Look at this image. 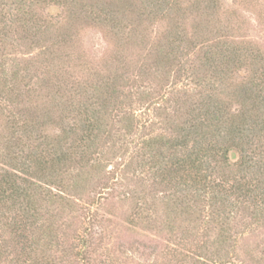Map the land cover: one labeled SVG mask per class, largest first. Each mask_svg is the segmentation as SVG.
I'll use <instances>...</instances> for the list:
<instances>
[{"label":"rangeland","instance_id":"1","mask_svg":"<svg viewBox=\"0 0 264 264\" xmlns=\"http://www.w3.org/2000/svg\"><path fill=\"white\" fill-rule=\"evenodd\" d=\"M53 1L56 0H27L23 6L26 8L28 4L32 19L26 21L27 17L17 11L18 6L12 4L11 0H4L7 3L4 10L7 17L6 23L0 25L2 34L6 38L9 36L7 52L0 59L7 58L4 62L8 73L13 68L20 73V77L0 74V84L3 85L5 78L7 85L6 90L0 91V173L14 171L21 174L19 182L27 190L32 191L45 178L41 173L35 180L30 179L28 174L22 172L30 170L27 159L32 151L39 143L45 145L46 135L57 133L58 125L72 120L79 108L81 97L78 91L72 93L64 90L65 84L83 81L91 86L95 82L94 73L109 72V80L107 78L102 82L104 85L109 83V86L101 84L103 88L98 93L107 90L108 94H112V88L123 89L125 95L121 94L120 99L117 95L113 98L121 102L126 95L137 92L133 103L127 99V107L129 103L134 105L129 110L135 109L136 114L141 116L138 119L148 126L158 121L156 106L143 102L148 98V93L154 97L157 107L162 108L164 96L172 99L173 103L182 91L192 93L199 84V89L210 86L212 81L209 73H205L206 68L198 74L206 77L205 82L190 73L199 68L198 56L206 50L203 48L206 44L212 45V50L216 52L220 49V41L228 39L232 46L238 48L242 56L239 61L231 63L230 68L234 72L229 75L232 78L226 80L235 90L243 81L252 86L250 75L252 78L256 75L253 68L264 69V0ZM15 15H18L16 20ZM172 41L180 43L179 46L175 44L174 48L179 47L183 53L181 64L183 62L184 67H190L187 71L179 72V63L171 67V55L166 53L161 57L163 66L161 59L157 65L153 62L149 52L152 46L157 43L167 45ZM246 54L252 57V61L245 59ZM113 76H117L116 81L112 79ZM75 88L78 87L75 85ZM171 88L174 93L170 91ZM256 91L257 88L253 92ZM70 95L74 99L68 100ZM247 98L244 100L247 101ZM259 99L254 97L248 102L251 106L252 101ZM30 102L42 110L47 102L48 110L54 111L52 119L44 118L46 123H38L41 141L36 133H32L36 127L30 121L28 132H19L18 137H15V132L19 129L15 127L12 130L10 124L7 126L9 113L20 112ZM128 108L120 106L117 110L128 111ZM21 115L23 119L32 118L31 122H34V113L32 117ZM17 142L24 144L22 150L16 149ZM7 144L15 148H6ZM111 145L106 148H111ZM111 167L88 173L86 182L83 185L79 183L77 190L73 186L69 189L66 187L69 181L67 173L63 175L64 184L55 183L51 189L60 193L59 189L65 187L72 204L76 201L83 205L86 201L87 205H91L98 198L96 193L110 178L108 170ZM72 172L71 185L76 181L75 171ZM137 176L128 172L124 179L115 178L114 182L109 179V184L114 183L115 186L110 195L101 201L98 210H95L98 208L95 204L90 211H82L75 206L73 210L52 209L50 213V204L41 203L39 225L46 223L47 226L51 219L55 221V226L58 220L60 229L54 232L58 241L46 245L42 242L37 246L38 257L44 254L52 264H264V217L257 221L250 215H239L234 246L225 247L222 250L225 255L218 256L217 244H214L208 257L203 246L204 242H213L211 238L199 236L196 241L188 237L184 239L181 230L176 234L171 232L164 220L154 228L132 224L134 199L131 192L139 187ZM145 177L147 184H151L149 173ZM157 188L151 187L154 192ZM71 189L73 192L69 191ZM3 232L0 244H7L6 250L10 252L0 260V264H30L22 245L17 246L9 231ZM89 232L94 239L83 240V236Z\"/></svg>","mask_w":264,"mask_h":264},{"label":"trees","instance_id":"2","mask_svg":"<svg viewBox=\"0 0 264 264\" xmlns=\"http://www.w3.org/2000/svg\"><path fill=\"white\" fill-rule=\"evenodd\" d=\"M26 1L11 0L12 4L18 6L17 11L27 17L26 21H30L32 15L28 4L26 8L23 6ZM56 1L53 2L57 3ZM5 4L7 3L1 0L0 25L6 23ZM17 17L15 15L14 20ZM2 33L0 31V58L2 55L4 57L9 46V36L6 38ZM169 43L154 44L149 51L156 65L165 53L171 55V67L181 64L183 53L179 47L174 48L180 43ZM219 44L220 49L216 52L212 50V45H204L206 50L198 56L199 68L190 72L199 81L205 82L206 77L198 74L206 68L205 73H209L212 81L210 86L199 89V84L192 93L182 91L173 103L172 99L164 96L165 104L162 108L157 107L152 94H147L148 100L143 99V102L156 106L158 114V121L148 126L138 119L141 116L136 114L135 109L129 110L134 105L129 103L130 106L127 107L128 100L133 103L137 92L126 95L121 102L113 98L117 95L120 99L121 94L125 95L123 89L120 91L112 88L110 93H114L113 97L107 90L98 93L102 82L107 81V78L109 80V72L94 73L95 82L91 86L81 81L78 84H65V89L61 87L72 93L78 91L81 99L77 113L72 120L58 125L57 133L46 135L45 145H36V149L27 159L30 170H22L34 180L44 173V180L31 191L21 186V174L14 171L0 173V240L3 238L1 231H9L11 238L18 243L17 246L22 245L30 258V264H52L46 259V255L38 257L40 253L36 249L42 242L46 245L59 240L55 233L60 229V222L57 220L54 226L55 221L50 219L47 226L46 223L39 225L38 220L42 214L39 205L49 203L50 213L52 209L73 210L75 206L82 211H90L95 204L98 205L95 210H98L101 208V201L110 195L115 186L114 183L109 184V179L112 182L115 178L124 179L131 172L138 175L139 184L137 190L131 192L134 199L132 224L154 228L164 220L171 232L176 234L181 230L184 239L188 237L196 241L199 236L211 238V243L203 241L205 256L208 257L210 247L214 244H217V255H225L222 250L234 246L240 217L250 215L257 221L264 217V69L260 71L259 68H253L256 75L254 78L250 75L252 86L243 81L238 90H235L226 80L232 78L229 75L234 72L230 68L231 63L239 61L242 55L228 39L221 40ZM246 56L245 59L252 61L251 56ZM0 60V74L3 73L5 77H20L16 68L10 73L7 72L4 62L7 58ZM180 66L179 72L190 68L184 67L183 62ZM116 77L113 76L112 79L116 81ZM4 79L3 85L0 84V91L6 90ZM105 84L103 85L109 86V83ZM252 87L254 88L251 89ZM172 89L170 91L174 93ZM245 97L249 101L254 97L260 99L257 102L252 101L250 106L248 100H244ZM67 98L74 99L73 95ZM30 103L18 113L11 111L7 126L10 124L12 130L15 127L21 129L15 132L16 137L19 132H28L30 123L36 127V131L32 133H36L41 141L38 123H46L44 118L52 119L54 111L48 110L47 102L44 110L38 109L35 103ZM12 104L14 105L13 99ZM120 106L128 108V111L118 112ZM33 113L34 122H31L32 118L23 119L21 115L32 117ZM110 143L111 148H106ZM23 145L17 142L16 149L22 150ZM6 148L15 147L7 144ZM111 165L108 170L110 178L106 179L101 191L96 193L98 198L95 203L87 205L85 201V204L80 205L74 200V204L69 201L70 186L77 190L79 183L83 185L86 182L88 173L103 167L107 170ZM73 170L76 181L71 185ZM66 173L69 177L66 184L68 189L63 187L59 189L60 193L53 192L51 186L55 183L64 184L63 175ZM147 173L152 181L149 185L145 181ZM155 186L158 188L154 192L151 187ZM83 237L85 241L94 239L91 232ZM6 249L7 244H0V260L10 252Z\"/></svg>","mask_w":264,"mask_h":264}]
</instances>
